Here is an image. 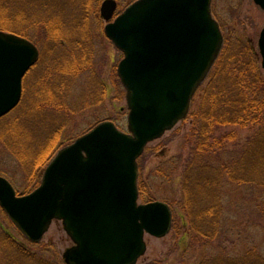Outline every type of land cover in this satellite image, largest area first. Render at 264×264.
Returning a JSON list of instances; mask_svg holds the SVG:
<instances>
[{
    "label": "rangeland",
    "instance_id": "1",
    "mask_svg": "<svg viewBox=\"0 0 264 264\" xmlns=\"http://www.w3.org/2000/svg\"><path fill=\"white\" fill-rule=\"evenodd\" d=\"M104 1L70 0L63 11L55 9L48 0H12V6L11 3L7 6L13 7L9 16L0 8V26L25 34L40 52L39 60L23 78L20 104L0 119V177L9 181L18 195H27L38 188L43 171L55 154L93 126L111 121L119 130H126V92L116 78V67L123 55L104 34L107 22L100 15ZM114 1L115 18L129 3ZM3 3L0 0V7ZM16 7L22 11L15 12ZM211 12L224 38L222 49L239 53L243 48L256 46L257 63L264 78L258 52L264 11L253 0H212ZM46 14L61 18L63 31L59 33L65 40L53 43L50 28L56 18L49 20L46 36L40 25H45ZM215 71L216 68L212 74ZM209 80L210 77L196 93L188 116L162 138L149 143L138 160V186L143 197L151 198L144 202L139 195L138 203L167 204L173 221L170 232L163 238L145 234L146 252L136 264H216L225 256L233 259L255 256L258 262L255 264L260 263L258 258L264 261V189L255 185L264 184V163L249 160L252 148L245 155L242 153L263 126L224 128L222 131L231 134V138L223 141L221 137L215 145L219 151L212 164L217 168L230 158L239 164L245 162L234 171L244 178L243 183L237 184L227 175L222 177L219 199L222 215L217 234L211 235L203 221L195 227L208 232V236L195 237L183 210L185 180L203 175V169L188 167L191 145L195 147L190 138L191 116L203 102ZM40 103L43 106L38 108ZM238 152L241 155L237 156ZM247 179L254 180V185H249ZM7 236L33 253L34 264H65L63 253L73 245L58 220L52 222L41 242L31 244L0 208V240ZM10 246L0 244V264H20Z\"/></svg>",
    "mask_w": 264,
    "mask_h": 264
},
{
    "label": "water",
    "instance_id": "2",
    "mask_svg": "<svg viewBox=\"0 0 264 264\" xmlns=\"http://www.w3.org/2000/svg\"><path fill=\"white\" fill-rule=\"evenodd\" d=\"M212 0H137L113 21L105 0V36L123 54L117 75L126 91L127 131L104 121L60 149L38 188L18 196L0 177V208L20 233L39 243L54 220L73 245L65 264H136L145 234L165 237L172 212L163 202L138 203V164L146 146L184 120L223 45ZM264 10V0H253ZM264 70V28L258 40ZM36 46L0 31V119L22 98Z\"/></svg>",
    "mask_w": 264,
    "mask_h": 264
},
{
    "label": "trees",
    "instance_id": "3",
    "mask_svg": "<svg viewBox=\"0 0 264 264\" xmlns=\"http://www.w3.org/2000/svg\"><path fill=\"white\" fill-rule=\"evenodd\" d=\"M2 1L4 3L0 7L1 11L9 16L13 7L10 8L7 6L10 3L12 6V0ZM79 1L90 2L94 0H78V2ZM134 1L135 0H128V3L130 4ZM48 2H50L55 9H63L64 11L70 0H48ZM16 9L15 12L20 13L22 11L19 7H16ZM50 9L53 11L52 8ZM45 18H47V20H44L45 25H40L42 26V30L46 32V36L49 20L56 18L53 22V26L50 28L53 33V43L57 44L58 41L65 40L66 38L59 33L63 31V25L60 20L61 18L56 15H50L49 17L47 14ZM0 30L15 33L22 37L26 36L25 34L16 32L17 30H13L11 27L6 28L0 26ZM230 50L231 49H222L213 67V69L216 68V71L212 74V69L208 76V78L210 77V80L204 92L203 102L199 105L196 113L191 116L192 128L190 138L195 142V147L191 145V158L188 167L191 166L192 169L200 168L201 171L203 169V177L198 176L196 180H192V178H187L185 180L183 189V210L188 217V222L195 237L205 239L208 236V232L199 231V227L195 226L196 224L200 225L201 222L205 221L211 235L215 234V232L217 234L219 220L222 215V205L219 200L222 177L227 175L229 180L237 184L244 182V178L242 179L241 177H238L239 175L234 172L237 167L244 165V161L239 164L235 158H230L227 160V163H225V161L221 162L220 167L218 168L215 166L216 164H212V162L217 159L216 156L219 151V149L215 147L217 142H219L221 137V140L223 141H226L229 137L231 138V134L225 133L222 130L224 128V130H226L229 127L237 126H260L259 129L261 126L264 127V78L262 77L261 70L257 63L258 54L256 48H243L239 53L235 51V53L230 52ZM116 78L118 79L117 75ZM118 85L122 86L119 79ZM42 106L43 104L40 103L38 108ZM259 136H261V140ZM20 138H22V135ZM263 140L264 128L259 130L257 135L255 134L254 137L248 141L244 148L245 151L244 149L242 150V153L244 152L245 155L246 151L249 152L250 150L248 151V149L252 148L248 157H250L249 160L252 159L253 163L255 162V159L260 163H264L261 159L264 158ZM224 148L225 146L222 145L221 149ZM239 155L241 154L238 152L237 156ZM252 162L250 163L252 164ZM262 166L264 167V164H262ZM252 181L248 180V184L254 185V180ZM255 185H257L256 187L258 188L264 189V184ZM138 190L139 195L144 202L151 200V198L147 199L145 196H142L144 194L141 190L140 184ZM8 238V236L7 238L2 237L0 244L4 242L11 245L10 248L14 249V252L12 251L13 255L19 259L20 264H34L35 259L33 260V253L31 252V255L14 239ZM244 259L247 262L244 263ZM248 259V257H242L241 259L238 257L233 259L230 256H225V258H221L216 264L258 263L255 260V256L249 260ZM257 260L260 261L259 264H264L263 259L258 258Z\"/></svg>",
    "mask_w": 264,
    "mask_h": 264
},
{
    "label": "flooded vegetation",
    "instance_id": "4",
    "mask_svg": "<svg viewBox=\"0 0 264 264\" xmlns=\"http://www.w3.org/2000/svg\"><path fill=\"white\" fill-rule=\"evenodd\" d=\"M263 28H264V27H263ZM263 28H262V29H263ZM260 33H261V32H260ZM255 47H256V46L253 45V48H255Z\"/></svg>",
    "mask_w": 264,
    "mask_h": 264
}]
</instances>
